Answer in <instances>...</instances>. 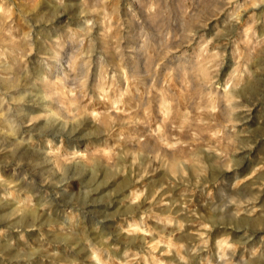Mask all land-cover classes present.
<instances>
[{"label": "rangeland", "instance_id": "1", "mask_svg": "<svg viewBox=\"0 0 264 264\" xmlns=\"http://www.w3.org/2000/svg\"><path fill=\"white\" fill-rule=\"evenodd\" d=\"M0 264H264V0H0Z\"/></svg>", "mask_w": 264, "mask_h": 264}, {"label": "bare ground", "instance_id": "2", "mask_svg": "<svg viewBox=\"0 0 264 264\" xmlns=\"http://www.w3.org/2000/svg\"><path fill=\"white\" fill-rule=\"evenodd\" d=\"M47 158V157H46ZM136 241V240H135ZM141 246V245H140Z\"/></svg>", "mask_w": 264, "mask_h": 264}]
</instances>
